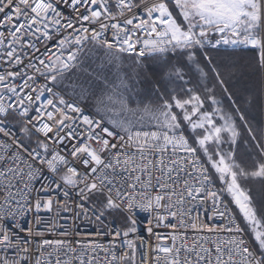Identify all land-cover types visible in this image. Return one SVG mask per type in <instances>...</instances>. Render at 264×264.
I'll use <instances>...</instances> for the list:
<instances>
[{
	"label": "snow or ice",
	"instance_id": "1",
	"mask_svg": "<svg viewBox=\"0 0 264 264\" xmlns=\"http://www.w3.org/2000/svg\"><path fill=\"white\" fill-rule=\"evenodd\" d=\"M0 264H264V0H0Z\"/></svg>",
	"mask_w": 264,
	"mask_h": 264
},
{
	"label": "built area",
	"instance_id": "2",
	"mask_svg": "<svg viewBox=\"0 0 264 264\" xmlns=\"http://www.w3.org/2000/svg\"><path fill=\"white\" fill-rule=\"evenodd\" d=\"M150 219V217H148L146 214L144 213H140L138 215V226L140 228V235L147 238V233L144 231V229L148 226V220ZM111 220V219H110ZM61 223H67V224H72L73 227L71 230L76 231L77 228L75 227V225H79V231L82 233L81 236L76 237V239H80V240H100V237H97L94 235V233L96 232L98 225L95 224L94 222L90 221V220H77L73 223V221L69 220V221H61ZM161 231H171L170 229H161ZM54 238H61L63 239V237H54ZM107 237L104 238L105 241H107Z\"/></svg>",
	"mask_w": 264,
	"mask_h": 264
},
{
	"label": "trees",
	"instance_id": "3",
	"mask_svg": "<svg viewBox=\"0 0 264 264\" xmlns=\"http://www.w3.org/2000/svg\"><path fill=\"white\" fill-rule=\"evenodd\" d=\"M240 55V57H242L244 54L243 53H241V54H239ZM239 58V57H238ZM243 62V60L241 59V63ZM151 69H153V68H151ZM158 77H156L158 80H156V79H154V80H147V83H145V85H143L142 84V86L144 87V88H150L151 86H152V83L153 82H156V81H159V80H161L162 79V75L160 76V75H157ZM237 79L241 82L240 83V86L241 87H243V86H245V85H247L248 83H249V81L246 79V78H243V77H240L239 75H238V77H237ZM253 116H256V118L257 119H259L260 118V115H259V111L258 110H255L254 111V113H253ZM120 221H119V219L118 220H115V223H119Z\"/></svg>",
	"mask_w": 264,
	"mask_h": 264
},
{
	"label": "rangeland",
	"instance_id": "4",
	"mask_svg": "<svg viewBox=\"0 0 264 264\" xmlns=\"http://www.w3.org/2000/svg\"><path fill=\"white\" fill-rule=\"evenodd\" d=\"M151 68H153V69H151ZM145 71L148 73V78H147V80H149V79H150V80H154V79L158 80V79L156 78V77H158L157 75H160V76L162 75V72H161V70L158 68V66L152 64L151 62L148 63V65H147ZM147 80H143V81H142V84L145 85V83H147ZM142 87H143V86H142ZM143 88H144V87H143ZM254 111H255V110L252 111V115H253ZM110 219H112V218H110ZM116 220H118V218H117Z\"/></svg>",
	"mask_w": 264,
	"mask_h": 264
}]
</instances>
